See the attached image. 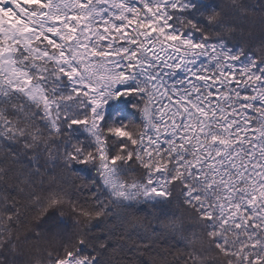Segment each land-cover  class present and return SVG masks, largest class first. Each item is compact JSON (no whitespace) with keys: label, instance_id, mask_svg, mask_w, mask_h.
I'll return each instance as SVG.
<instances>
[{"label":"snow or ice","instance_id":"snow-or-ice-1","mask_svg":"<svg viewBox=\"0 0 264 264\" xmlns=\"http://www.w3.org/2000/svg\"><path fill=\"white\" fill-rule=\"evenodd\" d=\"M259 9L0 0V248L27 199L82 226L49 264H264ZM49 166L88 198L45 193Z\"/></svg>","mask_w":264,"mask_h":264},{"label":"trees","instance_id":"trees-1","mask_svg":"<svg viewBox=\"0 0 264 264\" xmlns=\"http://www.w3.org/2000/svg\"><path fill=\"white\" fill-rule=\"evenodd\" d=\"M223 3H230V0H221ZM246 6H253L256 13L259 14V5L264 3V0H240ZM45 184L43 191H56L63 189L69 193L71 200L76 202H83L88 198V193L78 191L80 181L76 177L64 170L62 167L49 169L45 173ZM55 181V182H52ZM38 190L39 187H38ZM170 211L177 215L183 213L175 202L170 208ZM20 222L18 224L8 225L11 230L12 243L15 245L13 249L11 246L8 250L0 248V253H5L10 261H15V264H49V253L55 255L56 251L68 240L72 239L75 234L82 230V226L78 225L77 217L72 211L70 204H66L61 212L49 214H41L37 205L31 201L24 199L20 206ZM192 223V221H188ZM4 225H0V232H2ZM62 230V231H61ZM57 231L58 235H57ZM196 233L198 228H193ZM92 235H96V230L93 229ZM173 251L179 256L185 251L184 245H179L178 250ZM210 261L214 259V254L207 257Z\"/></svg>","mask_w":264,"mask_h":264},{"label":"rangeland","instance_id":"rangeland-1","mask_svg":"<svg viewBox=\"0 0 264 264\" xmlns=\"http://www.w3.org/2000/svg\"><path fill=\"white\" fill-rule=\"evenodd\" d=\"M62 231V230H61ZM58 232H60V231H57V235H58Z\"/></svg>","mask_w":264,"mask_h":264}]
</instances>
